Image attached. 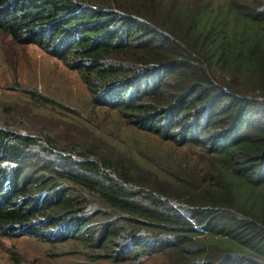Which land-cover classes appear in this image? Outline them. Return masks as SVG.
Segmentation results:
<instances>
[{
  "label": "trees",
  "instance_id": "obj_1",
  "mask_svg": "<svg viewBox=\"0 0 264 264\" xmlns=\"http://www.w3.org/2000/svg\"><path fill=\"white\" fill-rule=\"evenodd\" d=\"M113 2L0 0V30L190 151L161 172L93 150L27 165L54 147L0 127V235L74 240L116 262L264 264V0Z\"/></svg>",
  "mask_w": 264,
  "mask_h": 264
},
{
  "label": "rangeland",
  "instance_id": "obj_2",
  "mask_svg": "<svg viewBox=\"0 0 264 264\" xmlns=\"http://www.w3.org/2000/svg\"><path fill=\"white\" fill-rule=\"evenodd\" d=\"M124 1L138 9L135 0ZM227 1L201 0V3L226 6ZM128 120L119 110L98 105L79 73L61 59L35 44H19L0 30V127L35 136L55 150L53 154L35 148L37 157L27 165L50 163L58 152L79 159L76 151L93 150L95 155L90 156L93 161L100 157L121 158L144 171L161 172L167 167V154L178 158L184 151H190L139 129ZM0 264H167V261L162 255H152L139 262H116L97 259L96 252L74 240L51 243L26 235H0Z\"/></svg>",
  "mask_w": 264,
  "mask_h": 264
}]
</instances>
